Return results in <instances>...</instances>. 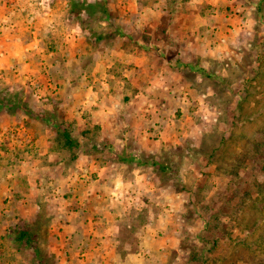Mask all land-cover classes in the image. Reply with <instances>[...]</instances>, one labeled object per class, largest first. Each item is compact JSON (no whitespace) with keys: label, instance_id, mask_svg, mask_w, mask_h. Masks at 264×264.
<instances>
[{"label":"rangeland","instance_id":"1","mask_svg":"<svg viewBox=\"0 0 264 264\" xmlns=\"http://www.w3.org/2000/svg\"><path fill=\"white\" fill-rule=\"evenodd\" d=\"M137 1L153 9L164 4ZM175 1L165 0L170 12ZM193 2L208 21H166V13L161 21H135L127 0H0V101L19 97L35 113L0 104V167L29 156L45 163L37 154L46 127L39 116L49 109L77 143L48 148L56 166L42 171L47 183L35 196L36 210L27 216L31 201L21 195L10 225L39 229L44 264H100L83 247L60 252L52 224L65 199L71 202L64 210L78 220L87 216L83 196L105 162L122 182L116 196H103L122 202L111 207L116 218L106 258L119 257L103 264H264V0ZM155 49L176 62L169 82L149 80L151 61L159 64L150 54ZM141 50L150 63L139 77L149 74L155 86L134 96L138 91L127 86L136 58L122 62L120 53L140 56ZM105 98L128 105L118 113L125 119L119 135L134 127L129 119L145 118L138 125L143 142L128 135L110 143L102 136L81 106ZM50 129L54 134H46L57 136ZM123 144L127 152L116 153ZM79 154L84 158L76 161ZM25 185L21 179L19 188ZM127 253L133 257L120 263ZM0 264H37V256L5 234Z\"/></svg>","mask_w":264,"mask_h":264},{"label":"crops","instance_id":"2","mask_svg":"<svg viewBox=\"0 0 264 264\" xmlns=\"http://www.w3.org/2000/svg\"><path fill=\"white\" fill-rule=\"evenodd\" d=\"M127 1L132 4L131 1L133 0ZM132 5L135 6L132 10L135 11V21H146V19L147 21H161V18L165 13L166 15H168L166 21H208L210 19L208 12L202 9L199 10L197 4L193 2V0L175 1L174 8L176 9L173 12H170V10L172 9H170L171 7L169 8V6L165 4V0L162 6L159 2L155 4L157 6L160 5L158 6V9H153L154 7L152 8L148 6L144 7V5L139 3L137 0H135V4ZM145 9H147V14L151 13L150 17H144ZM220 14L216 13L215 15L212 14V16L218 17L220 16ZM183 25L186 24H181L182 29H184ZM171 27L172 25L169 24L170 29ZM139 52L140 56L133 55L134 52L129 53L128 51H123L120 53V58L122 62L124 58H136L135 64L133 63L134 67H130L131 71L128 76L131 81L127 86L130 87L132 91H138L136 92V94H134V96L138 94L141 95L139 91L144 89L145 86L149 88L155 86L152 84V86L149 85L147 80L149 74H145L146 78L139 77L140 73H144V64L150 63V56L145 55L143 50ZM151 52L150 54H152V58H159V64H157L158 62L155 63L156 59H153V61H151L152 63H154V66H152V68L150 69L152 71V73L150 74L153 75V78L148 79L152 82L155 80V84H162L165 81L169 82L168 80L170 77L167 76V73H172L174 71L173 69L177 70V68H174L173 66L176 62L172 61L166 54H160L159 49H155ZM122 85L123 83L121 82L119 86L123 87ZM121 102L114 103L112 100H108V98H105L104 101H98L97 99H95L90 101V103H87V100H84L82 102L83 105L81 106V108H86L87 110H89V116L90 118H92V122L100 126L102 136L106 139L110 138V143H113V139H119L120 141L124 142V139L129 137H134L136 140L138 139V141L140 139V142H143L145 134L141 129L138 128V125H142L144 122H146L144 117L137 116L133 117V119H129L133 123L134 127L131 128L127 132V134H124L123 129H121L123 133L121 132V135H119L120 131L117 125L123 123L125 119L124 117H121L118 113H120L121 108L125 109V107L128 106H125L124 103L121 104ZM144 105L145 104H143V106ZM78 106L80 108V105ZM113 125H115L116 127H114ZM44 128L45 129L40 132V136L38 138V141H40L41 144L39 146V149L37 150V154H42L43 158H47V160H45V163L40 161L41 158L39 159L37 157L29 156L25 161V158L22 160V164L13 163L9 164L7 168L6 166L0 167V240L1 236L7 234V230L9 229L12 222H15L18 219V210L22 208L21 204L19 203L21 200L20 196H27V199L31 201V203L29 204V208L25 209L26 213L29 212L25 214L27 216H30L32 214V211L36 210L35 207H37L36 205L38 204L36 198L38 197V192H40L39 190L42 189V186L40 187V185L42 184V182L43 184L44 182L47 183L46 173H42V171L50 167L56 166V164L50 161V157L53 155L52 153L54 151L48 149L54 148L56 146V143H54V138H51L50 135L46 134L47 132L53 133L50 129L52 127L46 126ZM108 148L111 149L110 146H107V148L105 149ZM128 148L129 147L126 144H123L120 148L116 147L115 152H121L123 154L124 152H127ZM82 158H84V156L81 157L79 154L76 158V161L82 160ZM93 162H95V160ZM97 166L99 170V177L94 178L92 180V182L89 184L88 190L85 191L83 196V203L86 204L87 209L89 210L87 216H80L78 220L75 215L76 212L64 210L66 209V207H64L65 203H67L65 205L67 206L71 202L68 199H65V201H59L60 203L56 206V208L59 209L57 211L58 214L56 215V220L52 224V227H54V232L58 235V239L55 242V245L57 249L60 250V252L67 250L78 251L79 247H83V250L89 251V256L94 255L95 258L99 256V258L97 259L100 260V264H103V261H114L119 257H116L112 254L111 259L106 258L108 252L110 253V250L112 249L111 237L108 236V234L110 233V230L113 227L112 220L116 218L111 207L115 206L116 203L121 204L122 202V200H118L115 202V199L113 200V196L111 195L110 199L108 200L109 203H107L106 198L103 195H108V192L110 191L116 196L118 192L115 187H117L118 183L122 182V180L117 172H112V170H108L109 165H107L106 162L104 164H97ZM105 169L107 171H103ZM102 174L103 176H101ZM21 179H23L24 183L26 184L23 189L19 188V183ZM59 180V178H56V181ZM67 180H69L68 177ZM80 181H82V179H79V181L76 180L75 183L78 184V182ZM52 182V179L48 181L49 184ZM72 182L73 181L70 180L69 184H72ZM77 220L81 224L80 227L78 225L79 223L77 222ZM80 229L81 232H84L82 238L78 239L77 242L75 240L73 241L74 237L76 235H79L78 231H80ZM84 254V252L81 253V255ZM128 255L130 254L127 253L125 256H123L125 258H121L120 263L124 260L129 262L128 259H131L133 256L130 255L128 257Z\"/></svg>","mask_w":264,"mask_h":264},{"label":"trees","instance_id":"3","mask_svg":"<svg viewBox=\"0 0 264 264\" xmlns=\"http://www.w3.org/2000/svg\"><path fill=\"white\" fill-rule=\"evenodd\" d=\"M105 12H107V7L103 8ZM188 66H190L189 63H186ZM13 97V96H12ZM22 102V99L19 97H16L14 99H8L6 101H0V104L5 105L7 108H13L12 110H21L25 113V115H30L34 114L33 109H30L31 107H27V105H24ZM23 104V105H22ZM52 109H49L46 111V115L44 116H39L40 120L48 127H52L56 133V135H60L61 139H59L57 136L54 137V140L56 144H63V145H70V146H75L77 143L76 141L73 140L69 132L67 131L66 128H62L61 124L57 123V120L55 119ZM122 158V157H121ZM137 160L139 163L140 161L136 156H131L130 160ZM38 218V214H37ZM38 228L33 229V223H24V222H18L16 225H13L12 227H9L7 230V235H9L13 242H25V245L32 247L34 254L37 256V264H44V260L41 257V249L40 247L36 244L39 241V236H38Z\"/></svg>","mask_w":264,"mask_h":264}]
</instances>
